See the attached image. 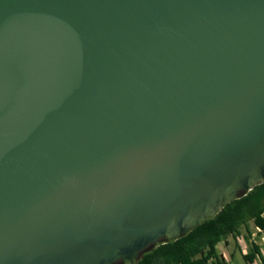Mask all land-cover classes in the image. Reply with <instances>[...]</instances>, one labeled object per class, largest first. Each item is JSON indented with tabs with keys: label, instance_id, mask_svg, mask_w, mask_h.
I'll return each instance as SVG.
<instances>
[{
	"label": "water",
	"instance_id": "1",
	"mask_svg": "<svg viewBox=\"0 0 264 264\" xmlns=\"http://www.w3.org/2000/svg\"><path fill=\"white\" fill-rule=\"evenodd\" d=\"M264 181V0H0V264H136Z\"/></svg>",
	"mask_w": 264,
	"mask_h": 264
},
{
	"label": "trees",
	"instance_id": "2",
	"mask_svg": "<svg viewBox=\"0 0 264 264\" xmlns=\"http://www.w3.org/2000/svg\"><path fill=\"white\" fill-rule=\"evenodd\" d=\"M264 181L245 195L226 203L215 215L207 218L183 236L156 245L143 254L136 264H224L215 245L250 221L264 229ZM259 255L258 246L250 244L243 255L247 262Z\"/></svg>",
	"mask_w": 264,
	"mask_h": 264
},
{
	"label": "crops",
	"instance_id": "3",
	"mask_svg": "<svg viewBox=\"0 0 264 264\" xmlns=\"http://www.w3.org/2000/svg\"><path fill=\"white\" fill-rule=\"evenodd\" d=\"M253 226V227H252ZM257 226L251 225V220L239 228L235 235H228L215 245L217 254L224 259V264H234L235 252L238 251L243 258L250 251V244L258 246L259 255L252 261L243 264H264V229L257 231Z\"/></svg>",
	"mask_w": 264,
	"mask_h": 264
},
{
	"label": "rangeland",
	"instance_id": "4",
	"mask_svg": "<svg viewBox=\"0 0 264 264\" xmlns=\"http://www.w3.org/2000/svg\"><path fill=\"white\" fill-rule=\"evenodd\" d=\"M262 214H264V212ZM251 225H254V224L251 222ZM243 263H244V259L241 257V255L239 254V252L236 251L235 252L234 264H243Z\"/></svg>",
	"mask_w": 264,
	"mask_h": 264
},
{
	"label": "built area",
	"instance_id": "5",
	"mask_svg": "<svg viewBox=\"0 0 264 264\" xmlns=\"http://www.w3.org/2000/svg\"><path fill=\"white\" fill-rule=\"evenodd\" d=\"M263 218H264V214H262ZM257 231H260V228L259 227H256Z\"/></svg>",
	"mask_w": 264,
	"mask_h": 264
}]
</instances>
